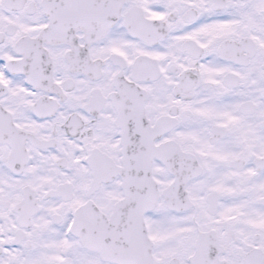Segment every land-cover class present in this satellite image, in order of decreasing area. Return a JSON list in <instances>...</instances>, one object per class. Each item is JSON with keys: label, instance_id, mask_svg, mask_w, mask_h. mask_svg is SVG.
I'll return each instance as SVG.
<instances>
[{"label": "snow or ice", "instance_id": "6c2138e0", "mask_svg": "<svg viewBox=\"0 0 264 264\" xmlns=\"http://www.w3.org/2000/svg\"><path fill=\"white\" fill-rule=\"evenodd\" d=\"M0 264H264V0H0Z\"/></svg>", "mask_w": 264, "mask_h": 264}]
</instances>
